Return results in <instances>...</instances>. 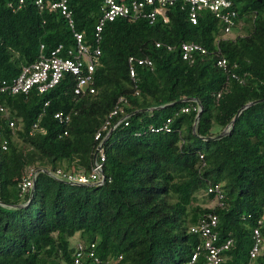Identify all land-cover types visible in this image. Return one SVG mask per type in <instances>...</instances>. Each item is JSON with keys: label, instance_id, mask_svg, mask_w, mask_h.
I'll return each instance as SVG.
<instances>
[{"label": "trees", "instance_id": "1", "mask_svg": "<svg viewBox=\"0 0 264 264\" xmlns=\"http://www.w3.org/2000/svg\"><path fill=\"white\" fill-rule=\"evenodd\" d=\"M20 2L0 0V76L9 80L38 60L42 44L47 53L75 45L60 10ZM68 2L76 30L102 49L95 92L77 95L76 76L66 73L45 93L0 94V264H76L80 243L103 262L186 264L199 252L192 264H206L205 238L191 227L210 213L218 218L216 245L231 242L219 264H264V0H233L243 21L236 34L207 10L193 24L179 4L169 7L168 23L108 21L99 43L103 0ZM184 42L207 52L185 60ZM131 56L153 65L137 64L134 79ZM122 96L125 114L112 116L96 140ZM57 112L70 113V122L61 124ZM169 118L173 131H150ZM101 144L111 181L73 184L51 174L90 169ZM30 167L39 173L34 192L23 195L19 183ZM215 184L220 200L209 191ZM256 228L261 253L251 257Z\"/></svg>", "mask_w": 264, "mask_h": 264}, {"label": "built area", "instance_id": "2", "mask_svg": "<svg viewBox=\"0 0 264 264\" xmlns=\"http://www.w3.org/2000/svg\"><path fill=\"white\" fill-rule=\"evenodd\" d=\"M24 0H21L20 4ZM35 4L41 10L56 11L60 10L68 20L69 26L73 29L75 45L67 47L65 44H59L51 52H46L44 44L41 45V54L37 61L26 64L22 67L19 75L9 80L0 76V94L10 93H28L32 89H37L40 93H45L50 89L57 86L66 73H71L76 76V84L74 91L77 95H84L87 92L94 93L95 87L93 82L95 79V70L100 63L102 49L99 45H92L85 39L84 33L76 30L75 19L73 10L70 8L68 0H35ZM184 9L193 24L198 23L199 14L202 10H207L213 13L225 26L227 34H231L236 27H242L243 21L238 19V10L234 5L233 0H103L102 16L99 24L96 26V42L99 43L102 39V31L104 24L108 21H113L118 17H127L131 19L148 18L151 22L162 18L164 22H170L168 15L169 7L179 5ZM12 6V3H10ZM21 5L19 7H21ZM161 46V43H157ZM172 49V46H168ZM206 48L197 42H184L182 43V57L185 60L193 62L196 53H206ZM219 66L228 71V61L226 58H221L218 61ZM131 77L135 79L137 64L153 65L152 59L148 57L137 58L131 56L129 58ZM241 82H244L237 74H233ZM127 99L122 96L118 101L115 110L112 111L104 122L103 126L97 131L95 139L99 140L103 132L107 130L111 124V118L119 113L125 114L123 104ZM49 102H46L47 105ZM0 110L5 111V107L0 104ZM184 112L189 111V108H184ZM55 118L61 123L66 124L71 120V114L66 112L55 113ZM121 121L128 126L130 123V114H126ZM14 126V122H11ZM35 129L39 128L38 124L34 126ZM41 130H44L41 128ZM151 132L166 131L171 132L172 119L169 118L161 126L151 125ZM32 133H34L32 131ZM67 133V132H66ZM3 148H7V142L3 144ZM97 156L90 169L84 167H77L73 170L66 171L63 168L55 169L51 174L60 180H68L75 184H102L107 179L111 181V177H107L105 173V161L107 159L103 144L97 148ZM39 169L36 167L27 168L19 186L22 194H27L32 191L35 186L36 178ZM210 192L216 193V198L220 200L222 190L219 184L211 186ZM207 219H203L197 225L191 227V231L199 233L205 238V249L208 251L206 264H219L221 261V251L227 249L230 241L218 246L215 241L217 234L213 232L214 227L218 223V218L215 214L210 213ZM262 233L259 228L254 231V245L250 251L251 257H256L261 253ZM94 245H92V248ZM79 252L75 260L76 264H117L119 259H109L102 261L95 257L93 250L86 251L82 243L79 244ZM198 253L194 254L190 263L192 264L197 260ZM95 261L89 262L88 258H94ZM121 258V257H120Z\"/></svg>", "mask_w": 264, "mask_h": 264}, {"label": "rangeland", "instance_id": "3", "mask_svg": "<svg viewBox=\"0 0 264 264\" xmlns=\"http://www.w3.org/2000/svg\"><path fill=\"white\" fill-rule=\"evenodd\" d=\"M242 30V29H241ZM237 31H239V29H237ZM237 31H234V34H236ZM233 33V32H232ZM203 203H205L208 206H213L216 204V201L212 200V201H208L206 200V197L203 198Z\"/></svg>", "mask_w": 264, "mask_h": 264}, {"label": "water", "instance_id": "4", "mask_svg": "<svg viewBox=\"0 0 264 264\" xmlns=\"http://www.w3.org/2000/svg\"><path fill=\"white\" fill-rule=\"evenodd\" d=\"M250 104H252V103H249V104H247V105L244 106V107H247V106L250 105ZM200 114H201V112L198 114V116H200ZM238 115H239V114H238ZM238 115H237L236 118L234 119V122H235V120L238 118ZM223 134H224V133H221L218 137L223 136ZM209 139H213V137H209ZM97 152H98V150L95 152V155H94L95 158H96V156H97ZM73 184H75V183H73ZM32 192H34V189L32 190Z\"/></svg>", "mask_w": 264, "mask_h": 264}]
</instances>
